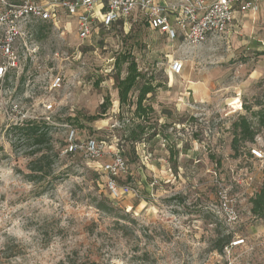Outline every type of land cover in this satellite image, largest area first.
Masks as SVG:
<instances>
[{"label": "rangeland", "instance_id": "obj_1", "mask_svg": "<svg viewBox=\"0 0 264 264\" xmlns=\"http://www.w3.org/2000/svg\"><path fill=\"white\" fill-rule=\"evenodd\" d=\"M134 19L109 28L97 23L86 41L67 17L30 23L32 38L20 49L22 69L0 82V264L264 260L263 240H252L264 220L252 217L249 203L264 175V161L251 156L253 147H264V130L238 154L231 148L232 125L240 116L250 117L243 107L257 110L264 100V13L244 19L227 38L200 46L170 41L141 17ZM125 52L162 85L147 102L155 109L151 131L158 135L136 149L126 141L123 123L141 120L126 110L120 120L114 80L116 58ZM175 61L183 64L180 74L171 71ZM56 76L62 85L51 91ZM108 96V114L89 122ZM44 101L54 106L56 126L51 143L35 156L38 148L12 134L18 115L12 110L18 105L42 115ZM69 126L81 139L107 142L108 150L114 143L123 147L129 175L118 185L130 186L132 194L111 198L104 161L64 153ZM43 154L37 167L48 176L31 181L30 164ZM226 207L237 213L235 222ZM227 235L245 244L219 253Z\"/></svg>", "mask_w": 264, "mask_h": 264}, {"label": "built area", "instance_id": "obj_2", "mask_svg": "<svg viewBox=\"0 0 264 264\" xmlns=\"http://www.w3.org/2000/svg\"><path fill=\"white\" fill-rule=\"evenodd\" d=\"M259 9L260 0H0V82L4 83L22 69L20 49L27 47L32 38L28 27L33 22L55 23L63 17L76 18L78 37L86 41L97 23L109 28L120 21L136 20L134 18L139 16L152 30L166 35L170 41L182 39L184 43L200 46L210 39L228 35L236 14H256ZM171 71L180 74L183 64L173 62ZM61 85V76H56L51 80L50 90L56 91ZM42 109V115L37 116L28 110L21 111L15 105L12 111L18 115L13 124L41 120L49 126H56L51 115L53 104L44 101ZM78 132L73 126L68 127L64 153L82 155L87 161H104L102 171L111 198L132 194L134 190L130 186L118 185L119 179L129 175L128 161L118 144L114 143L111 151L107 142L95 137L81 139ZM251 152L257 160L264 161V147H253ZM225 210L231 222L238 219L236 212L228 207ZM243 244V239L234 241L225 251L230 254L233 248Z\"/></svg>", "mask_w": 264, "mask_h": 264}, {"label": "trees", "instance_id": "obj_3", "mask_svg": "<svg viewBox=\"0 0 264 264\" xmlns=\"http://www.w3.org/2000/svg\"><path fill=\"white\" fill-rule=\"evenodd\" d=\"M141 22L148 25L150 28L147 21L142 20ZM261 54L264 55V52ZM124 67L125 75L123 76L122 73ZM114 69L116 73L114 80L120 104V120L124 110L128 113L132 112L135 120H141V122H135L132 125H126L123 123L126 129V141L136 149V147L145 144V142H150L151 139L158 135L155 131H151L153 130V124L150 121L152 119L151 116L155 113V109L147 102L151 98L149 96H153L157 89L161 88L162 85L155 83L153 77L148 78L147 74L143 73L136 58L131 52H125L118 55ZM111 106V98L108 96L100 106L99 113L97 115L89 116L88 121L95 122L104 118L110 111ZM256 107L257 110H254L252 106L245 105L243 108L250 117L240 116L232 125L233 141L231 148L236 154L240 152L241 147L255 144L257 136L262 130H264V100L257 102ZM50 129L51 126L39 120L28 121L23 125H14L11 132L14 134L15 138L19 139V141L28 142L32 147L38 148L32 154L38 156L43 153L42 148L51 143ZM118 146L122 149L123 156L129 163L123 147L119 144ZM44 159L45 155L43 154L33 160L30 164L31 173L27 175V177L31 181L37 182L48 176L45 175L41 167H37L44 162ZM217 164L221 165V161H218ZM249 203L251 205L250 213L252 217L255 220H264V175L259 190L250 198ZM100 208L103 209L105 207H99V209ZM103 210L108 211L109 209L107 208ZM232 237V235H227L221 240L222 244L217 247L219 253H222L226 247L230 246Z\"/></svg>", "mask_w": 264, "mask_h": 264}, {"label": "crops", "instance_id": "obj_4", "mask_svg": "<svg viewBox=\"0 0 264 264\" xmlns=\"http://www.w3.org/2000/svg\"><path fill=\"white\" fill-rule=\"evenodd\" d=\"M208 1H211V0H208ZM263 13H264V0H260V9H259L258 13H256V14H253V13H238V14H236L235 21H234V24H233V26L231 28V31L229 32L228 35L224 36L223 38H227L229 35H231L232 32H234L236 30L237 26L240 25V23L244 19H247V18H250V19L259 18L260 19L262 17ZM68 19H71V21L76 22V29H77V20H76V18H68ZM157 32H159V31H157ZM160 34H162V33H160ZM162 35H164V34H162ZM164 36L167 38L166 35H164ZM257 229L258 230H256L255 233H254L255 237H253L252 240H256V239L258 241H262L263 240L262 242L264 243V224H261V226H259V228L257 227ZM251 247H253V245ZM259 253H261L262 257L264 258V250L262 252H259ZM260 262H261L260 264H264V260H261ZM231 264H234V259L231 261ZM251 264H258V263H251Z\"/></svg>", "mask_w": 264, "mask_h": 264}]
</instances>
